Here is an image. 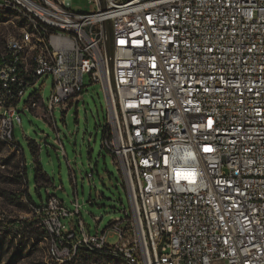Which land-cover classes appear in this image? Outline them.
I'll list each match as a JSON object with an SVG mask.
<instances>
[{
  "label": "built area",
  "instance_id": "2783aa9c",
  "mask_svg": "<svg viewBox=\"0 0 264 264\" xmlns=\"http://www.w3.org/2000/svg\"><path fill=\"white\" fill-rule=\"evenodd\" d=\"M88 1L92 13L0 0L25 24L0 50V146L22 154L16 106L40 78L53 79L47 106L26 103L51 124L88 76L131 207L90 235L76 198L73 213L55 196L31 206L49 261L86 249L124 264H264V0ZM53 143L63 150L58 132ZM73 214L76 228L62 222Z\"/></svg>",
  "mask_w": 264,
  "mask_h": 264
},
{
  "label": "rangeland",
  "instance_id": "374dc122",
  "mask_svg": "<svg viewBox=\"0 0 264 264\" xmlns=\"http://www.w3.org/2000/svg\"><path fill=\"white\" fill-rule=\"evenodd\" d=\"M70 3L75 12L96 10L88 0H70ZM23 26L15 14L0 9V50ZM84 85L78 102L67 111L55 109L51 124L26 103L36 93L47 106L53 89L50 75L29 87L16 106L21 124L14 123V141L22 154L0 146V264H56L47 257L51 238L35 218L27 194L36 206L45 203L48 195L55 196L71 213L75 210L72 202L76 198L80 218L90 235L97 228L102 231L114 220L122 219L123 211L131 213L122 173L103 146L107 125L103 92L99 84L89 83L88 76ZM56 132L63 150L53 143ZM78 219L73 214L62 222L72 223L76 228ZM117 241L113 236L107 238L106 244L114 246ZM63 264L124 263L106 255L80 252L75 260Z\"/></svg>",
  "mask_w": 264,
  "mask_h": 264
},
{
  "label": "trees",
  "instance_id": "16d2710c",
  "mask_svg": "<svg viewBox=\"0 0 264 264\" xmlns=\"http://www.w3.org/2000/svg\"><path fill=\"white\" fill-rule=\"evenodd\" d=\"M106 128V127H105ZM104 133H105V129H104ZM104 135V134H103ZM29 146H31V145H29ZM31 150L32 151H35V148L34 147H32L31 148ZM37 172H38V169H37ZM26 180V179H25ZM43 181H44V184L45 185H47L48 183H46V181H45V179L43 178ZM38 184V183H37ZM26 194H27V192H26ZM27 198H28V200H29V203L31 204V206H35L36 207V205L32 202V200L29 198V195L27 194ZM80 252H86V253H89V254H95V253H90V252H88L86 249H81V251ZM101 255H104V254H101ZM75 260V259H74Z\"/></svg>",
  "mask_w": 264,
  "mask_h": 264
},
{
  "label": "crops",
  "instance_id": "0c3cea01",
  "mask_svg": "<svg viewBox=\"0 0 264 264\" xmlns=\"http://www.w3.org/2000/svg\"><path fill=\"white\" fill-rule=\"evenodd\" d=\"M25 185H26V189H27V182H26V180H25Z\"/></svg>",
  "mask_w": 264,
  "mask_h": 264
}]
</instances>
